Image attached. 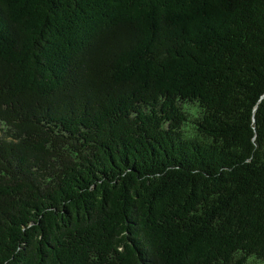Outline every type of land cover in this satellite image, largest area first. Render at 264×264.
Listing matches in <instances>:
<instances>
[{
  "label": "trees",
  "instance_id": "trees-1",
  "mask_svg": "<svg viewBox=\"0 0 264 264\" xmlns=\"http://www.w3.org/2000/svg\"><path fill=\"white\" fill-rule=\"evenodd\" d=\"M264 264V0H0V264Z\"/></svg>",
  "mask_w": 264,
  "mask_h": 264
},
{
  "label": "rangeland",
  "instance_id": "rangeland-1",
  "mask_svg": "<svg viewBox=\"0 0 264 264\" xmlns=\"http://www.w3.org/2000/svg\"><path fill=\"white\" fill-rule=\"evenodd\" d=\"M248 264H258V263L254 262V260H250Z\"/></svg>",
  "mask_w": 264,
  "mask_h": 264
}]
</instances>
